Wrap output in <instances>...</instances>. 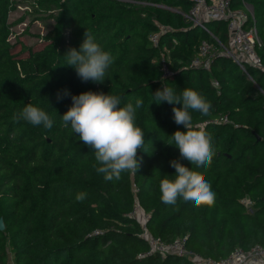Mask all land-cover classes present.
<instances>
[{
	"label": "trees",
	"instance_id": "obj_1",
	"mask_svg": "<svg viewBox=\"0 0 264 264\" xmlns=\"http://www.w3.org/2000/svg\"><path fill=\"white\" fill-rule=\"evenodd\" d=\"M26 1L30 9L10 21L19 4L0 0V218L5 223L0 264H8L10 252L13 264H194L176 254L144 255L148 241L130 215L136 201L150 215L153 235L167 241L186 236L188 248L204 257L264 245V72L248 65L250 78L223 52L230 43L226 21L206 22L220 45L184 16L191 0ZM230 1L234 9L244 8V2L253 6L264 60V0ZM26 14L32 19L17 33L14 28ZM33 20L45 22V31L34 34L38 43L26 44L21 34L32 35ZM86 30L114 58L103 83L83 82L74 68L63 66L64 55L79 50ZM203 39L214 44L216 54L209 68L192 67ZM162 53L171 61L170 78L163 77ZM165 85L178 96L185 88L195 90L211 104L206 116L191 113L196 128L213 138L216 155L209 169L192 166L180 159L176 146L166 144L177 130L187 129L173 119V107L182 104L153 102L151 94ZM64 90L71 95L57 100ZM87 91L118 96L121 107L143 100L135 116L145 134L137 172L105 181L92 149L63 126L71 96ZM30 102L53 119L51 129L14 122ZM224 116L227 122L214 121ZM172 160L205 175L215 194L211 205L161 201L159 182L165 175L174 179ZM80 192L86 193L83 201L76 199ZM245 197L253 200L252 212Z\"/></svg>",
	"mask_w": 264,
	"mask_h": 264
},
{
	"label": "clouds",
	"instance_id": "obj_2",
	"mask_svg": "<svg viewBox=\"0 0 264 264\" xmlns=\"http://www.w3.org/2000/svg\"><path fill=\"white\" fill-rule=\"evenodd\" d=\"M79 50L70 48L64 55L65 65L75 69L83 82L103 83L107 70L114 63L112 55L105 51L88 30ZM71 95L68 90L57 93V100ZM153 102L161 104H182L173 107L174 122L183 125L186 131L177 130L166 142L179 149L180 159L188 160L196 168L209 169L216 155L213 138L210 133L199 130L193 124L192 112L208 115L211 104L192 89L185 88L176 95L173 88L165 85L151 94ZM72 106L61 118L63 126L71 128L84 145L92 149L97 162L96 171L105 181L119 180L125 171L137 172L140 161L138 150L143 149L145 134L135 125L136 110L142 107L143 100L120 106V97L93 91L72 95ZM14 122L23 120L33 126L51 129L53 119L43 109L31 102L13 116ZM170 166L175 169L174 179L165 178L159 182L160 199L164 204L174 205L182 198L193 202L195 207L214 202V192L202 172L195 171L172 160ZM86 193L77 194V201H83Z\"/></svg>",
	"mask_w": 264,
	"mask_h": 264
},
{
	"label": "built area",
	"instance_id": "obj_3",
	"mask_svg": "<svg viewBox=\"0 0 264 264\" xmlns=\"http://www.w3.org/2000/svg\"><path fill=\"white\" fill-rule=\"evenodd\" d=\"M191 1L192 6L189 12L184 13V16L188 20L209 32L220 45L222 43L210 31L206 22L209 20H225L227 22L230 46L225 47V51L223 52L231 56L249 76L251 74L247 70L248 65L264 72V60L258 52V49L262 45V40L255 24L254 10L249 6V3L244 2V8L234 9L231 6L230 0ZM250 20H253L252 24L249 23ZM165 28L161 26V30ZM152 40L154 43H157L158 33L152 35ZM216 51L212 42L208 39H203L198 46V56L191 60V66L209 68ZM161 61L163 77L170 78L174 72L170 67L171 61L164 53H162ZM213 84L215 86L219 85L217 80H214ZM214 121L227 122L228 119L224 116ZM133 189L137 191L136 184H133ZM242 202L250 212L253 211V200L251 198L245 197ZM130 215L141 224L142 235L148 241L149 249L144 255L157 253L164 257L167 254H176L189 258L194 264H264L263 244H256L249 250L237 247L228 255L220 258L204 257L188 248L186 236L167 241L161 236L153 235L147 226L150 215L143 210L138 201L134 203ZM9 264H13L11 259L9 260Z\"/></svg>",
	"mask_w": 264,
	"mask_h": 264
},
{
	"label": "rangeland",
	"instance_id": "obj_4",
	"mask_svg": "<svg viewBox=\"0 0 264 264\" xmlns=\"http://www.w3.org/2000/svg\"><path fill=\"white\" fill-rule=\"evenodd\" d=\"M18 2V6L15 10H13L10 14V21L18 19L19 17L23 16L26 12V10H29L30 8H28L29 5H27L29 2L26 0H16ZM249 6L251 8H253V6L251 4H249ZM254 10V9H253ZM27 15V14H26ZM32 19V17H30L29 15H27L26 19H24V21L20 24H18L14 30L19 33L22 32L24 30V27H26V25L28 23H30V20ZM46 23H48L46 21ZM50 23V22H49ZM45 22L41 21V20H33L31 25H30V29H29V33H31L32 35H24L21 34V40L26 43V44H35L38 43V39L36 36H34V34L37 33H43L45 31ZM226 29H227V22H226ZM228 31V30H227ZM14 35L12 36V40H14ZM230 41V40H229ZM230 46V43H229ZM19 48V47H18Z\"/></svg>",
	"mask_w": 264,
	"mask_h": 264
},
{
	"label": "water",
	"instance_id": "obj_5",
	"mask_svg": "<svg viewBox=\"0 0 264 264\" xmlns=\"http://www.w3.org/2000/svg\"><path fill=\"white\" fill-rule=\"evenodd\" d=\"M258 139H260V136H257ZM5 229V223L3 218H0V230H4Z\"/></svg>",
	"mask_w": 264,
	"mask_h": 264
},
{
	"label": "crops",
	"instance_id": "obj_6",
	"mask_svg": "<svg viewBox=\"0 0 264 264\" xmlns=\"http://www.w3.org/2000/svg\"><path fill=\"white\" fill-rule=\"evenodd\" d=\"M12 260L13 261V258H12V254H11V252L9 253V260ZM8 264H9V262H8Z\"/></svg>",
	"mask_w": 264,
	"mask_h": 264
}]
</instances>
